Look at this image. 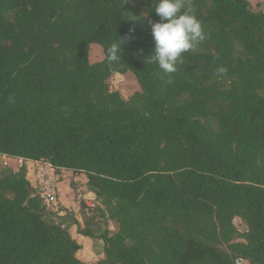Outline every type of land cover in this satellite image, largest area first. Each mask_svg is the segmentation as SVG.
Masks as SVG:
<instances>
[{
	"label": "trees",
	"instance_id": "1",
	"mask_svg": "<svg viewBox=\"0 0 264 264\" xmlns=\"http://www.w3.org/2000/svg\"><path fill=\"white\" fill-rule=\"evenodd\" d=\"M156 3L148 25L131 0H0V154L86 176L93 264H264V12L186 0L206 38L169 74L148 57ZM126 71L141 90L124 98L109 78ZM26 171L0 174V264H86Z\"/></svg>",
	"mask_w": 264,
	"mask_h": 264
},
{
	"label": "crops",
	"instance_id": "2",
	"mask_svg": "<svg viewBox=\"0 0 264 264\" xmlns=\"http://www.w3.org/2000/svg\"><path fill=\"white\" fill-rule=\"evenodd\" d=\"M4 162H7L8 164L4 165ZM22 164L26 166V178L30 182V186L33 188L30 160L0 154V174H7L10 171L15 172ZM77 181H79V183L75 184ZM86 181L87 178L83 173L73 174L67 169L60 171L58 184L59 197L64 209L58 217L51 218L56 223L65 227L69 231L71 237L79 244V249L76 253L77 257L86 264H93L104 256L103 242L97 237V234L103 229L104 225L97 221L98 218L94 219V223L88 227L95 235L93 237L87 236L79 231L85 226L84 217L92 215L91 212H88L87 210L93 208L97 204L94 194L86 188ZM72 182H74V188L71 186ZM83 189H85L86 193H83ZM76 197L77 199H80L81 197V199H84L83 205L85 206L84 209H86V211L81 212ZM111 223L112 221L107 222V227L109 229H113Z\"/></svg>",
	"mask_w": 264,
	"mask_h": 264
},
{
	"label": "clouds",
	"instance_id": "3",
	"mask_svg": "<svg viewBox=\"0 0 264 264\" xmlns=\"http://www.w3.org/2000/svg\"><path fill=\"white\" fill-rule=\"evenodd\" d=\"M186 0H157L154 8L159 21L151 23V33L155 42L151 63L164 73L177 71V62L183 53L194 50L206 34L200 20L191 9L185 8ZM183 10V11H182ZM120 44L113 43L109 48V60L116 61L122 55ZM220 73L226 71L221 67Z\"/></svg>",
	"mask_w": 264,
	"mask_h": 264
},
{
	"label": "built area",
	"instance_id": "4",
	"mask_svg": "<svg viewBox=\"0 0 264 264\" xmlns=\"http://www.w3.org/2000/svg\"><path fill=\"white\" fill-rule=\"evenodd\" d=\"M31 162L30 169L33 176L34 195L38 197L44 209L48 212L59 213L61 205L59 200V177L60 171L65 168L59 167L51 163L49 160L28 159ZM4 162V165H7ZM237 218L233 220L237 226ZM238 224H240L238 222ZM245 261L241 258L235 260V264H244Z\"/></svg>",
	"mask_w": 264,
	"mask_h": 264
},
{
	"label": "rangeland",
	"instance_id": "5",
	"mask_svg": "<svg viewBox=\"0 0 264 264\" xmlns=\"http://www.w3.org/2000/svg\"><path fill=\"white\" fill-rule=\"evenodd\" d=\"M133 4L136 6H139L140 9L142 10L143 17L145 19V22L149 25V19L146 17V14L144 12L143 7L140 5V0H131ZM250 2V5L253 10H261L264 12V0H248ZM104 57L102 48L99 44L92 43L89 46L88 49V59L90 62H96L102 60ZM109 86L111 90L118 91L120 95L124 98L129 97L136 91H140V86L138 82L136 81L133 73L131 71H126L125 73H113L110 78H109ZM80 181V180H79ZM79 181H77L75 184H78ZM74 185V182L71 183L72 188ZM78 186V185H77ZM59 187V186H58ZM83 193H86L85 189H83ZM82 198V197H81ZM77 199L76 201L78 202L79 208L81 207V204H84L83 201L84 199ZM60 200V197H59ZM60 205L61 201H60ZM81 210V209H80ZM82 211H86V209L82 208ZM239 220H237V230L238 232L244 231V226L242 224H238ZM112 228L110 229L111 231L116 229V224L114 222L111 223Z\"/></svg>",
	"mask_w": 264,
	"mask_h": 264
}]
</instances>
